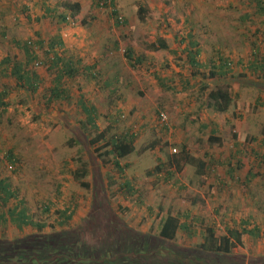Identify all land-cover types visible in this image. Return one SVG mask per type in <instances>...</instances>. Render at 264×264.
I'll list each match as a JSON object with an SVG mask.
<instances>
[{
  "label": "rangeland",
  "instance_id": "rangeland-1",
  "mask_svg": "<svg viewBox=\"0 0 264 264\" xmlns=\"http://www.w3.org/2000/svg\"><path fill=\"white\" fill-rule=\"evenodd\" d=\"M250 1L130 0L127 9L118 2L113 5L125 18L119 23L114 6L95 0H81L76 15L68 10L70 0H0V61L8 55L23 57L17 43L49 44L60 36L64 46L59 52L79 63V74L64 85L69 101H51L57 69H32L40 77L34 95L0 76V89L3 83L13 87L7 112L0 111V180H8L16 196L8 206L1 201L0 206L23 204L33 221L45 226L22 231L6 217L0 239L76 229L78 241L85 244L109 251L117 238L125 250L130 235L125 229H131L138 234L135 249L148 235L151 248L143 252L154 255L200 252L209 227L218 238L228 230L237 236L245 228H257L259 236L245 234L242 242L234 237L229 258L204 257L202 262L264 264V71L249 69L255 54L264 64V16ZM139 6L147 9L144 20L137 13ZM64 14L70 19L66 23L60 18ZM190 31L201 43V63H218L219 57L231 62L228 78L209 81L212 89L224 84L231 88L236 103L226 113L214 111L200 94L199 81L187 90L178 83L167 90L154 77L157 73L178 80L181 70L190 78V72L177 65L184 56L151 48L163 39L177 50L178 40ZM127 48L144 56L146 63L131 68ZM38 51L46 56L41 48ZM83 105L95 109L107 140L124 134L135 137V151L121 160L123 174L112 162L103 165L98 158L110 148L95 152L90 140L96 132ZM212 130L220 141H210ZM185 149L205 167L181 161ZM10 150L17 158L15 166L7 157ZM75 172L89 174L78 179ZM124 180L131 183L132 194L122 186ZM66 209L73 218L63 226L66 221L59 212ZM168 216L178 217L190 231L181 230L174 241L163 242L160 231ZM85 248L92 252L90 245Z\"/></svg>",
  "mask_w": 264,
  "mask_h": 264
},
{
  "label": "trees",
  "instance_id": "trees-1",
  "mask_svg": "<svg viewBox=\"0 0 264 264\" xmlns=\"http://www.w3.org/2000/svg\"><path fill=\"white\" fill-rule=\"evenodd\" d=\"M220 1V0H213ZM258 15L264 16V0H251L250 1ZM107 6L108 4H101ZM115 4V3H114ZM114 6V16L117 17L119 23L125 22V18L119 14L117 7ZM72 9L74 15L80 12L81 5L75 3L68 6V9ZM137 13L141 16V19H145L147 9L144 6L137 8ZM123 18V21L119 19ZM61 21L66 23L69 18L67 15L60 16ZM178 39V38H177ZM175 37V40H177ZM18 47L23 52V57L18 58L11 55L6 56L0 61V76L2 78H9L15 80L16 88L24 90L29 95L37 93L40 85V77L37 72L33 71L34 67L48 66L49 71L57 69L55 76V85L51 90V101H69V91L64 87L67 78L73 79L79 74V69L76 67L79 63H76L74 59H65L62 53L59 52V48H63L64 43L61 41V37L53 38L49 44L42 41H30L17 43ZM47 45V48H45ZM184 46V48H181ZM40 48L45 52L46 56H42L38 49ZM151 48L154 51H168L174 56H184L182 63H177L178 67L182 70H188L190 72V78L184 77L182 71L179 70L178 77L176 78H162L157 73L154 75L156 80L162 85L163 89L171 90L174 89V83L180 84L183 89L187 90V87L193 88L197 86V82L202 83L200 88V94L209 99V105L217 113H226L231 107H234L236 99L231 94V88L227 85H219L217 88L212 89L209 83L210 80L223 81L231 75L232 65L228 59L219 57V61L212 63H201L200 57L203 54V49L199 40L195 39L192 31L188 32L185 38L181 41L178 40L177 50L172 49L167 41L161 39L156 43L151 44ZM49 49V50H47ZM255 54V59H257ZM263 55V54H262ZM50 57V58H49ZM49 58V59H48ZM125 58L129 66L133 69H137L139 66L144 65L146 60L144 56H137L134 49L127 48L125 51ZM264 59V55H263ZM256 60L250 63V70L254 72L264 71V64L260 65ZM177 62V61H176ZM182 77V79H181ZM223 84V83H221ZM13 87L8 85H1L0 89V111L7 112L9 102L7 99L11 95ZM208 101V100H207ZM83 104V103H82ZM84 112L87 114V122L94 129L96 135L90 140V144L97 147L96 153L101 152L102 149L110 148L102 153H99V159L102 160L103 165L113 163L115 169L124 173V166L121 164V160L128 157L135 151L133 145L135 137L129 134L122 136H114L110 140H107V134L101 131L96 123V111L94 108H87L83 105ZM204 128L207 126L203 125ZM212 133L214 134L213 130ZM211 135L210 141H220L214 135ZM235 139L238 140V136L234 135ZM104 143L103 146L101 144ZM183 156L180 158L184 162H195L189 158L188 150H184ZM112 156V157H111ZM8 160L12 165L17 164V158L14 151L10 150L7 154ZM109 157H111L109 159ZM112 159V160H111ZM178 170H182L181 162L176 160ZM201 167H205V163L202 161H196ZM88 172H75L76 178L82 179L88 176ZM122 184L124 188L130 191L129 194L133 193V187L127 180ZM82 186L88 187L89 185L85 182H81ZM0 201L4 206H8L9 201L15 198V193L11 188V184L8 180H0ZM1 205V206H2ZM0 206V226L7 222V218L13 225H16L19 230H24L26 227L35 228L36 231H41L45 226L39 225L33 221V219L27 214L26 208H23V204L14 206L13 208L8 207L7 209L1 208ZM60 216L64 218L66 223L63 221L62 225L68 223L73 218V212L69 209L59 212ZM124 224V223H123ZM123 228L124 226H120ZM110 230H113L109 226ZM72 230V229H70ZM73 229V232L69 230H63L60 233H54L45 235L43 233H35L27 236L21 240H6L0 239V264H203L202 260L204 257L209 258H220L226 259L232 256V249L234 247V237H237L242 242V237L245 234L250 236H259V230L254 228L253 230H247L246 228L242 232H236L228 230L225 236L218 238L213 228L207 229V237L205 243L202 244L201 251L196 252H163L158 251L154 255H150L148 252H143L144 249L147 251L151 248L149 245V236L145 235L144 239L140 241V246L135 249L134 245L138 243L137 233H134L131 229H125L130 233L128 241H124L125 250H121L120 247H124L121 242H117L115 239L114 246H111L108 250L98 247V245L88 242V244L78 241V233ZM189 232V225L181 223L178 217L168 216L161 227L160 238L163 242L174 241L179 231ZM114 231V230H113ZM70 232V234L68 233ZM71 235L76 237L73 241ZM241 235V236H240ZM133 241V243H132ZM132 243V244H130ZM134 244V245H133ZM86 245L92 247V252H85ZM141 247V250H140ZM207 254L208 256H206ZM242 258V256H241ZM231 264V263H227Z\"/></svg>",
  "mask_w": 264,
  "mask_h": 264
},
{
  "label": "crops",
  "instance_id": "crops-1",
  "mask_svg": "<svg viewBox=\"0 0 264 264\" xmlns=\"http://www.w3.org/2000/svg\"><path fill=\"white\" fill-rule=\"evenodd\" d=\"M70 1L71 2H70V4L68 6H71V5L75 4V3H79L81 5V0H70ZM129 1L130 0H120L119 3H120V5H123V7L125 9H127L126 6L129 4ZM149 1H152V4L156 3V0H149ZM45 6H46V4H45ZM68 10H70L72 12V9L69 8ZM80 45H84V44H80ZM75 62H77V61L75 60Z\"/></svg>",
  "mask_w": 264,
  "mask_h": 264
},
{
  "label": "built area",
  "instance_id": "built-area-1",
  "mask_svg": "<svg viewBox=\"0 0 264 264\" xmlns=\"http://www.w3.org/2000/svg\"><path fill=\"white\" fill-rule=\"evenodd\" d=\"M95 1H97V3H101V4L111 5V4H114V3L118 2L119 0H95ZM119 19L121 21H123V18L122 17H119Z\"/></svg>",
  "mask_w": 264,
  "mask_h": 264
},
{
  "label": "clouds",
  "instance_id": "clouds-1",
  "mask_svg": "<svg viewBox=\"0 0 264 264\" xmlns=\"http://www.w3.org/2000/svg\"><path fill=\"white\" fill-rule=\"evenodd\" d=\"M119 1H120V0H119ZM119 1H118V2H119ZM118 2H116L115 4H117ZM69 20H70V19H69Z\"/></svg>",
  "mask_w": 264,
  "mask_h": 264
},
{
  "label": "flooded vegetation",
  "instance_id": "flooded-vegetation-1",
  "mask_svg": "<svg viewBox=\"0 0 264 264\" xmlns=\"http://www.w3.org/2000/svg\"><path fill=\"white\" fill-rule=\"evenodd\" d=\"M244 257V256H243Z\"/></svg>",
  "mask_w": 264,
  "mask_h": 264
}]
</instances>
